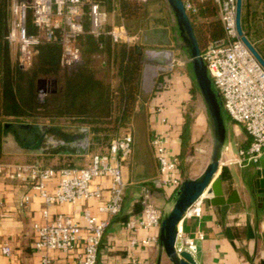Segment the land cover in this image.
Wrapping results in <instances>:
<instances>
[{
    "label": "built area",
    "instance_id": "built-area-1",
    "mask_svg": "<svg viewBox=\"0 0 264 264\" xmlns=\"http://www.w3.org/2000/svg\"><path fill=\"white\" fill-rule=\"evenodd\" d=\"M87 2L86 11L83 5ZM189 18H196L200 9L210 3L219 18L223 37L210 40L201 50L202 59L214 87L220 93L224 111L236 125L244 128L249 136L245 147H238L234 156L219 161L221 166L238 165L264 161V68L255 59L236 31V0H182ZM31 13V23L37 32L27 31V13ZM89 19L87 32L97 38L103 31L107 14L98 3L87 0H10L7 40L16 52V59L22 66L30 64L32 48L44 41H57L60 44V63L65 69H73L81 60L80 48L75 44L76 37L85 32L84 16ZM114 41L132 42L131 35L123 24L107 31ZM162 113L161 122L167 123L163 115L164 106L152 107ZM154 149L159 184L163 188L177 189L182 182L177 174L180 163L178 155L167 149L164 136L154 133L150 139ZM132 136L128 131L115 134L105 153L92 154L85 166L52 168L37 163L0 164V174L33 190L22 198L27 203L39 197L44 207L42 219L33 222V248L39 254L40 264H56L51 253L60 251L68 254L81 242L82 249L73 261L65 264H98L97 255L101 239L113 216L123 206L127 185L122 174V166L128 157ZM227 151L224 146L222 154ZM56 178V185L50 189L49 182ZM95 179L105 180V184H93ZM208 198L201 194L185 211V216H200L203 202ZM98 202L97 214L86 207L82 211L84 223L62 212L52 213L48 205H74L79 201ZM140 215L125 222L130 233L129 247L138 244L137 232L146 231L145 245H158L161 225V210L153 202L152 191L143 186L139 196ZM99 215H102L100 217ZM181 218V219H182ZM175 251H187L193 257L196 252L194 239L188 236L177 224ZM5 254L10 247L3 246ZM136 264L135 257L131 258Z\"/></svg>",
    "mask_w": 264,
    "mask_h": 264
},
{
    "label": "crops",
    "instance_id": "crops-1",
    "mask_svg": "<svg viewBox=\"0 0 264 264\" xmlns=\"http://www.w3.org/2000/svg\"><path fill=\"white\" fill-rule=\"evenodd\" d=\"M106 14V21L112 27L120 24L125 26L121 17L114 12H106ZM140 21L141 19L136 32L130 31L125 26L127 31L135 37L141 34ZM154 55L156 54L146 53L143 59L138 78L134 115L132 114L129 120L127 130L130 132L132 122L140 121L145 127V141L142 134L140 148H134L131 151L132 154L128 160L131 164L124 167L127 185L123 206L121 211L111 218L101 239L97 255L98 264H132V257L136 258V264H156L157 262L160 254L159 245L143 244L147 232L138 231V244L129 247L131 233L124 227L129 218L140 215L139 196L143 186L151 189L153 202L161 210L162 218L170 211L175 199L178 188H163L159 184L157 161L150 143L154 133L163 135L169 152L178 155L180 163L177 174L182 180L199 175V173L194 176L188 175L187 156L183 158L182 154L181 96L178 97L176 94L173 96L170 91L157 84L160 76L163 81H167V77L162 75L163 67L159 63L148 68L149 65L146 63L151 62ZM178 73L173 74V76L177 75V80L180 79ZM174 79L176 80L175 77ZM49 86L50 83L44 85L45 92L52 91L47 90ZM158 104L164 106L163 115L167 117V123L161 122L162 113L152 110V107ZM19 125L29 127L24 128ZM88 130L86 122L74 117L39 118L26 123H6L2 133L0 164L37 163L52 168L84 166L88 164L93 154ZM234 131L235 135L240 136L237 146L224 152L222 159L234 156L238 147H245L249 143V136L242 126L235 124ZM132 138V142H135L133 135ZM223 170L222 184L225 195L228 196L235 188L240 201L212 205L207 198L203 202L201 215L185 216L179 221V226L196 243L194 259L197 264H264V198L260 199L256 186L264 172V161L244 167L223 166ZM56 181L55 178L49 182L50 189L56 185ZM98 183L104 185L105 180L93 181V184ZM32 193L33 190L29 185L7 179L0 174V264H40L39 254L33 248V222L42 219L41 211L44 204L39 197H33L27 203L22 202L23 196ZM97 205L98 202L90 200L79 201L74 205L53 204L47 207L52 213L62 212L73 216L83 224V209L88 207L93 214L98 215ZM99 216L102 217V215ZM249 225L252 229V237L248 236ZM227 228L230 229L232 238L227 236ZM5 244L10 247L8 255L3 251ZM81 249L82 244L79 241L68 254L54 251L51 255L56 264H65L73 261ZM159 264H172L163 251Z\"/></svg>",
    "mask_w": 264,
    "mask_h": 264
},
{
    "label": "trees",
    "instance_id": "trees-1",
    "mask_svg": "<svg viewBox=\"0 0 264 264\" xmlns=\"http://www.w3.org/2000/svg\"><path fill=\"white\" fill-rule=\"evenodd\" d=\"M99 4L105 12H114L132 32L139 29V20L147 17L148 3L142 0H87ZM243 0L241 25L255 49L264 59V21L259 8ZM10 0H0V156L3 128L6 123H26L39 118L74 117L88 125V136L94 153H105L112 137L128 123L136 106L138 78L143 65L144 45L139 33L132 42L114 41L107 32L111 24L95 38L87 32L88 16H84L85 32L75 44L81 60L73 69L61 66L60 44L44 41L32 48L29 65L22 66L12 56L7 40ZM87 2L83 5L86 11ZM194 34L202 50L208 41L223 37V28L216 11L206 3L196 18H191ZM27 31L37 32L27 13ZM141 32V31H140ZM188 67L192 71L191 63ZM40 79H55L57 86L39 99ZM163 82L159 77L158 85ZM215 92L219 93L217 89ZM198 91L194 76L188 89V100ZM220 95V93H219ZM186 99V100H187ZM222 100V98H221ZM224 119L229 117L223 111ZM181 149L188 154L190 136L189 110L181 111ZM85 166V165H84ZM224 170L221 171V177ZM186 177H188L186 175Z\"/></svg>",
    "mask_w": 264,
    "mask_h": 264
},
{
    "label": "water",
    "instance_id": "water-1",
    "mask_svg": "<svg viewBox=\"0 0 264 264\" xmlns=\"http://www.w3.org/2000/svg\"><path fill=\"white\" fill-rule=\"evenodd\" d=\"M167 3L176 21L179 36L181 38L180 47H184L189 53V61L191 63L194 80L206 107L212 137V147L208 163L202 172L194 178H185L182 180L175 193V199L170 211L161 219L158 242L160 254L156 264L160 263L162 251L172 264H197L190 253L187 251L177 253L174 248L177 231L176 227L183 214L203 193L208 195L209 202L212 205L236 203L240 201V198L235 188L231 190L228 196H226L222 184L219 161L226 141V125L221 96L214 90L215 87L202 59L201 49L198 45L191 20L185 11L182 0H167ZM242 4L243 0H236V31L255 59L264 68V59L243 31L241 25ZM46 83H50L51 85L49 90L53 91L56 89L55 80L48 81L40 79L37 85V89L40 92V100H42L41 94L45 92L46 88L44 85ZM19 126L24 128L29 127L28 125ZM256 186L257 194L262 200L264 198V172L262 178L257 181ZM226 233L229 238H232L229 228L226 229ZM248 236H253L250 225L248 226Z\"/></svg>",
    "mask_w": 264,
    "mask_h": 264
},
{
    "label": "rangeland",
    "instance_id": "rangeland-1",
    "mask_svg": "<svg viewBox=\"0 0 264 264\" xmlns=\"http://www.w3.org/2000/svg\"><path fill=\"white\" fill-rule=\"evenodd\" d=\"M142 1L149 2L147 17L145 20L144 18H141L140 21L142 25V36L140 38V42L144 45L143 59H145L146 53L148 55L149 52L151 54H156L153 58L151 57V62L149 61L146 63L149 65L148 68H152L154 65H157V63L163 67L161 68L162 75H166L167 81H163L160 86L165 90L170 91L173 96L175 94L178 95V97L181 96L180 100L182 102L183 109L189 110L191 123L190 136L188 138L189 150L187 154V173H189L188 175L190 176H194L198 173L200 174L208 163L212 147V137L206 107L199 89L191 100L187 99L193 72L188 67V51L184 47H180L181 38L179 36L175 18L167 0ZM251 2L254 7L256 6L259 8V13L264 21V0H251ZM105 24H108V21H106ZM165 52H169L170 54H165ZM11 53L15 58L16 52L14 49H11ZM174 72H179L178 76L180 79L177 80L176 74L173 76ZM50 88L51 85L47 88V90ZM129 122L130 121L121 126L117 133L127 131ZM225 125L226 141L224 146L227 148L228 152L232 147L234 148L237 146L236 143L238 142L240 136L235 135V124L230 119L225 120ZM144 132L145 127L142 123H140V121L135 120L132 122L129 133L131 136L133 135L135 142H132L130 153L122 166L123 177L125 165L127 167L131 164L128 162L130 154H132L131 151H133L134 148H140L142 134L144 137L143 140L145 141ZM222 169L223 166H221L220 170L222 171Z\"/></svg>",
    "mask_w": 264,
    "mask_h": 264
}]
</instances>
